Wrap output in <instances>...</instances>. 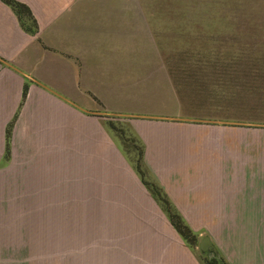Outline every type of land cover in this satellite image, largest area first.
Instances as JSON below:
<instances>
[{"label":"rangeland","instance_id":"rangeland-1","mask_svg":"<svg viewBox=\"0 0 264 264\" xmlns=\"http://www.w3.org/2000/svg\"><path fill=\"white\" fill-rule=\"evenodd\" d=\"M47 3V23L78 29L79 63L88 75L81 80L96 91H127L124 116L89 113H98L110 131L95 145L110 142L143 188L136 190L121 166L97 159L90 166L80 159L75 173L65 158L60 179L51 166L47 173H11L0 182V264H228L215 228L209 233L200 222L185 221L183 207L172 205L147 173L131 123L221 125L242 137L263 136L264 0ZM117 182L127 189L115 188ZM170 214L188 237L175 230ZM207 233L211 243L201 251Z\"/></svg>","mask_w":264,"mask_h":264},{"label":"crops","instance_id":"crops-1","mask_svg":"<svg viewBox=\"0 0 264 264\" xmlns=\"http://www.w3.org/2000/svg\"><path fill=\"white\" fill-rule=\"evenodd\" d=\"M11 1L0 0V182L11 173H47L49 166L60 179L65 158L75 173L80 159L88 166L97 159L102 166H121L140 189L110 142L95 145L110 131L98 113H89L124 116L127 91H96L81 80L88 75L79 63L78 29L47 23V0ZM224 127L131 123L147 173L172 205L183 207L185 221L200 222L207 232L214 227L217 250L228 264H264V134L242 137ZM209 233L204 237L211 243Z\"/></svg>","mask_w":264,"mask_h":264},{"label":"trees","instance_id":"trees-1","mask_svg":"<svg viewBox=\"0 0 264 264\" xmlns=\"http://www.w3.org/2000/svg\"><path fill=\"white\" fill-rule=\"evenodd\" d=\"M10 4L11 3H13L11 0H7ZM11 5H13V4H11ZM15 6H21L20 4H18V3H15ZM135 170L138 172V174L140 175V176H142V174H141V171H139L140 169H139V166H138V163L137 164H135ZM169 219H170V222H171V224L173 225V227L175 228V230L181 235V236H183V237H188V234H189V231H188V229L185 227V226H183V225H181V223L177 220V217L175 216V215H173V214H170L169 215ZM206 264H217V263H210V262H206ZM222 264H224V263H222Z\"/></svg>","mask_w":264,"mask_h":264},{"label":"water","instance_id":"water-1","mask_svg":"<svg viewBox=\"0 0 264 264\" xmlns=\"http://www.w3.org/2000/svg\"><path fill=\"white\" fill-rule=\"evenodd\" d=\"M210 246V242L207 237H202L198 242V248L201 251H204Z\"/></svg>","mask_w":264,"mask_h":264}]
</instances>
